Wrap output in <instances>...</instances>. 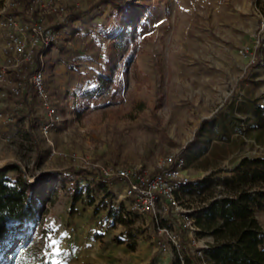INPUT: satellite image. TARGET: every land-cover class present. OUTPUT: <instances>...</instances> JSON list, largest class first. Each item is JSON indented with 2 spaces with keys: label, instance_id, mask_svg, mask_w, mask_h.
<instances>
[{
  "label": "rangeland",
  "instance_id": "rangeland-1",
  "mask_svg": "<svg viewBox=\"0 0 264 264\" xmlns=\"http://www.w3.org/2000/svg\"><path fill=\"white\" fill-rule=\"evenodd\" d=\"M109 1L53 0L64 13L42 18L44 28L61 23L39 49L62 117L45 135L39 99L14 109L10 88L30 70L7 49L10 0H0V113L11 116L0 122V168L14 165L6 176L32 183L37 208L29 240L2 264H192L182 246L157 248L158 227L100 169L153 167L186 148L179 200L198 228L197 217L229 194L242 159H264V0ZM27 24L14 34L29 39ZM255 217L264 232V208ZM159 226L175 229L168 219ZM180 235L212 243L199 228Z\"/></svg>",
  "mask_w": 264,
  "mask_h": 264
},
{
  "label": "trees",
  "instance_id": "trees-1",
  "mask_svg": "<svg viewBox=\"0 0 264 264\" xmlns=\"http://www.w3.org/2000/svg\"><path fill=\"white\" fill-rule=\"evenodd\" d=\"M14 1L18 5L10 6L7 15L15 23L27 22L32 25L39 19L37 12L44 11L39 6H34L33 0ZM109 2L122 5L123 0ZM32 7L33 10L30 9ZM146 10L144 7L138 16H132V19L126 22V27L133 30L135 25L131 21H139ZM52 15L54 14L45 12L42 18L50 20ZM60 27L61 23L52 26L54 31ZM119 43L118 36L112 40V48ZM39 52V49L33 52V68L30 64H24V68L30 70L27 78L41 69ZM100 78L109 83L105 76ZM32 92L31 86L28 85L21 97L22 107L29 108L28 99L32 96L33 99L36 98ZM13 168L16 167L9 165L0 168V264L5 257L12 258L16 249L27 243L30 227L36 221L37 208L32 192L33 185L20 174H17L15 179L8 178L6 174ZM234 171L235 175L227 183L229 188L226 193L229 194L213 200L197 217V227L212 238V243L207 244L205 258L207 264H264V232L255 217V213L264 208V159L244 158ZM182 238L180 245L186 250L188 261L198 264L199 260Z\"/></svg>",
  "mask_w": 264,
  "mask_h": 264
},
{
  "label": "built area",
  "instance_id": "built-area-1",
  "mask_svg": "<svg viewBox=\"0 0 264 264\" xmlns=\"http://www.w3.org/2000/svg\"><path fill=\"white\" fill-rule=\"evenodd\" d=\"M34 6H39L42 10L37 12L38 20L32 25L27 24L29 29V39L26 37H17L16 30L23 31L24 27L18 26L21 24L15 23L11 17H8L4 22V27L8 28L10 38L7 43V49L13 50L16 55L17 62L34 64L32 61L33 52L46 48L52 41H54L55 31L52 27L44 28L41 26L42 14H62L64 7L55 4L53 0H33ZM17 2L10 0V6L17 7ZM33 10L34 8H30ZM259 29L261 31V38L258 44L264 47V16L260 19ZM41 51L40 56H41ZM7 52V51H6ZM5 52V54H6ZM9 61V60H8ZM42 68L34 72V74L27 79H23L16 83L15 87L10 88V94L18 100L14 104V109L22 107L21 97L26 91L28 85L31 86L33 94L40 100V105L47 115V122L42 127L43 133L48 134L51 129L61 122L62 117L57 112L56 108L52 106L48 98L45 86L43 84ZM11 121L10 114L0 113V122L8 124ZM186 148H182L179 152L164 154L153 167L133 166L130 168H102L99 175L106 179L119 180L123 185L124 197L127 205L132 212L140 215H148L153 224L158 227V232L164 236V240H159L156 243L157 248L165 251L168 246L178 248L181 246L182 231L188 234L197 231L194 221L192 219L191 210L187 208L179 200L181 191L184 190L188 182V177L183 173L185 165L184 154ZM171 220L175 229L160 227L162 220ZM187 246L192 250V254L199 260L198 264H207L205 258V250L207 245H195V242L190 239L187 241Z\"/></svg>",
  "mask_w": 264,
  "mask_h": 264
}]
</instances>
